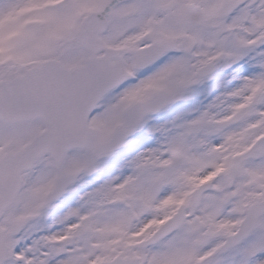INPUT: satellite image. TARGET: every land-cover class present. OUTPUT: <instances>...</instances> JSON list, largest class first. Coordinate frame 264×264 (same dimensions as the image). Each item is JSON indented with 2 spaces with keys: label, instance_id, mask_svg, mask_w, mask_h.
I'll list each match as a JSON object with an SVG mask.
<instances>
[{
  "label": "snow or ice",
  "instance_id": "snow-or-ice-1",
  "mask_svg": "<svg viewBox=\"0 0 264 264\" xmlns=\"http://www.w3.org/2000/svg\"><path fill=\"white\" fill-rule=\"evenodd\" d=\"M0 264H264V0H0Z\"/></svg>",
  "mask_w": 264,
  "mask_h": 264
}]
</instances>
